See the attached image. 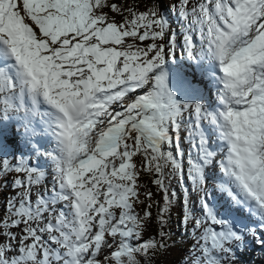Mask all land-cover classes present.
Listing matches in <instances>:
<instances>
[{
    "label": "snow or ice",
    "instance_id": "snow-or-ice-1",
    "mask_svg": "<svg viewBox=\"0 0 264 264\" xmlns=\"http://www.w3.org/2000/svg\"><path fill=\"white\" fill-rule=\"evenodd\" d=\"M5 190L0 264L264 250V0H0Z\"/></svg>",
    "mask_w": 264,
    "mask_h": 264
},
{
    "label": "rangeland",
    "instance_id": "rangeland-1",
    "mask_svg": "<svg viewBox=\"0 0 264 264\" xmlns=\"http://www.w3.org/2000/svg\"><path fill=\"white\" fill-rule=\"evenodd\" d=\"M146 3L149 2V0H145ZM152 3H158L160 8H163L164 10H168L170 3L172 0H151ZM141 184L146 185L151 191L154 193V197L156 195V189L154 186L150 184V179L147 176H144L141 181ZM9 195V190H5L3 193H0V216L3 215V202L4 198ZM141 199H144L142 196ZM145 205H139L137 207V211H142ZM155 211V209H152ZM173 214H175L173 223L170 226V229L172 233H175L173 235V241L174 243L172 244V247L170 250L165 253L164 255H161L159 257L154 258L155 259V264H177V262L180 261L182 258L183 254L187 251L188 247L192 243L190 238L185 237V234H183V229L180 228V225L178 223L179 220V207L175 208L173 211ZM177 221V224L176 222ZM178 225V227H177ZM149 229V228H148ZM155 232L152 231H146L144 233V238L149 237L150 235H154ZM183 236V237H181ZM179 247V248H178ZM252 246H249L248 248H251ZM178 248V249H177ZM255 250H260L257 254L255 253L254 255L258 257V259L264 264V250H261L259 247H253ZM242 258L240 257V264H242Z\"/></svg>",
    "mask_w": 264,
    "mask_h": 264
},
{
    "label": "trees",
    "instance_id": "trees-1",
    "mask_svg": "<svg viewBox=\"0 0 264 264\" xmlns=\"http://www.w3.org/2000/svg\"><path fill=\"white\" fill-rule=\"evenodd\" d=\"M243 257L244 260L241 262L242 264H262L258 257L252 255L251 253H244Z\"/></svg>",
    "mask_w": 264,
    "mask_h": 264
}]
</instances>
